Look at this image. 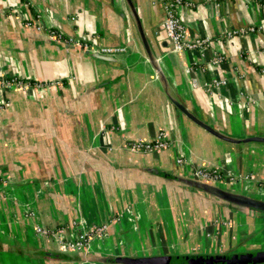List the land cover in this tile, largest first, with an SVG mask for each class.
<instances>
[{"label": "crops", "instance_id": "crops-1", "mask_svg": "<svg viewBox=\"0 0 264 264\" xmlns=\"http://www.w3.org/2000/svg\"><path fill=\"white\" fill-rule=\"evenodd\" d=\"M190 1L178 8L187 36L209 42L177 52L174 65L163 44L162 2L132 0L152 52L163 56L165 84L128 0H0V76L60 80L0 86V264H121L112 259L264 249V212L189 180L193 168H213L224 177L210 183L264 199V141L220 138L170 98L227 135H264V0ZM248 25L260 28L223 35ZM51 27L62 38L88 34L92 51L125 50L99 58L60 43ZM214 53L223 61L213 62ZM189 64L195 70L186 74ZM192 75L197 86L189 82ZM213 78L226 82L206 89ZM159 131L166 148L128 149L130 141ZM102 221L108 223L104 234L85 247L64 257L44 254L62 252L58 234L69 238ZM40 226L49 233H39ZM172 240L174 252L167 248Z\"/></svg>", "mask_w": 264, "mask_h": 264}, {"label": "built area", "instance_id": "built-area-1", "mask_svg": "<svg viewBox=\"0 0 264 264\" xmlns=\"http://www.w3.org/2000/svg\"><path fill=\"white\" fill-rule=\"evenodd\" d=\"M162 2V7L164 10V18L162 20V29L165 32L166 40L168 42V47L166 52L176 51L179 52L181 50L186 49H202L205 47L209 42L208 36H195V37H188L187 36V29L186 25L184 24L180 13H179V6L181 4L191 5L192 1L190 0H160ZM216 1V0H215ZM35 21V20H34ZM29 24V22H28ZM37 30L43 28V25L39 24L35 21L33 24ZM260 26L248 25V26H241L236 28H229L224 31L223 35L225 37H232L234 35L247 33L250 31H255L259 29ZM48 33L57 38V40H62L69 44L80 45L82 47H88L91 37L86 33H79L74 35H68L66 37H61L60 33L56 30L48 28ZM124 46H101L97 51L104 54H114L116 52L124 51ZM224 57L220 53H214L212 57L213 62H221L223 61ZM196 65V64H195ZM195 65L189 64L184 68L186 74L193 73L195 70ZM60 80L55 81H33L29 79H22L18 76L12 75L9 77H2L0 76V86L1 87H27L32 85L34 87H40L45 84L50 83H59ZM189 82L192 86H197L198 81L194 75L190 76ZM226 80L224 78H213L211 81H206L204 86L206 89L211 90L214 87H217ZM5 102L0 101V108L3 106ZM169 145L168 139L165 137V133L163 131H159L158 134L150 140H133L128 143V149L133 152H149L154 150H160L166 148ZM176 162L180 165L184 164L186 161L181 156L176 158ZM192 173L195 177L201 178L204 180H218L223 178L224 176L222 173L217 171L216 169L209 168V167H195L192 170ZM227 178L232 179L230 173H226L225 175ZM264 188V184L262 185ZM107 221H102L98 224L92 225L89 229H84L81 231H77L72 237H65L64 235L58 234V243L59 247L62 251H74L77 249H81L85 247L90 239L95 236H102L107 228ZM36 230L39 233L47 234L49 233L50 229L44 227H37Z\"/></svg>", "mask_w": 264, "mask_h": 264}, {"label": "water", "instance_id": "water-1", "mask_svg": "<svg viewBox=\"0 0 264 264\" xmlns=\"http://www.w3.org/2000/svg\"><path fill=\"white\" fill-rule=\"evenodd\" d=\"M131 9L133 11L138 32L143 44V47L148 55V58L152 63L155 64L157 71L160 73V75L163 77L165 84H167V80L165 78L164 72L162 70V65L160 63V57L162 55H156L152 52V49L150 47V44L148 42V38L145 34L144 28L142 26L140 17L138 16V13L135 10L134 4L132 0H128ZM62 44L66 45H72L73 47L78 48L81 51H84L86 53H89L93 56L103 58V59H113L114 54H104L100 53L97 50L92 51L88 47H82L80 45L75 44H69L62 40L59 41ZM163 44L168 46L167 40L163 41ZM176 51H167L166 56L169 58L172 64H176ZM163 57V56H162ZM185 72V70H183ZM172 102L190 119H192L194 122L202 126L204 129L208 130L212 134L234 142L239 141H250V140H257V141H264V135H248L246 137L236 138L230 135H227L210 124L206 123L199 117H197L195 114H193L189 109L183 105L182 102H180L177 98L174 96L170 97ZM151 171H154L156 173H159L161 175H172L169 172L165 170H160L157 168H148ZM191 182H193L194 185L198 186L199 188L206 190L210 193H213L214 195H217L218 197H222L230 202L242 205L244 207H248L253 210L264 212V199L256 198L247 196L244 194H238L233 193L230 191H226L217 185L210 183L208 180H204L197 177H192L189 179ZM70 251H46L44 254H50V255H58V256H67ZM116 263L121 264H259L261 262H264V249H259L254 252L250 251H237V252H230V253H222V254H158V255H140V256H127V255H116L113 259Z\"/></svg>", "mask_w": 264, "mask_h": 264}, {"label": "rangeland", "instance_id": "rangeland-1", "mask_svg": "<svg viewBox=\"0 0 264 264\" xmlns=\"http://www.w3.org/2000/svg\"><path fill=\"white\" fill-rule=\"evenodd\" d=\"M158 55H160V54H158ZM127 147H128V144H127ZM149 152H151V151H149ZM140 153V152H139ZM144 153H146V152H144ZM96 237V236H95ZM195 246V243L194 242H192V243H190L189 244V249H190V247L191 246ZM178 246H177V244L174 242V240H172V242H169V244H168V250L169 251H172V252H174L175 250H177L176 248H177ZM259 264H264V262H261V263H259Z\"/></svg>", "mask_w": 264, "mask_h": 264}, {"label": "bare ground", "instance_id": "bare-ground-1", "mask_svg": "<svg viewBox=\"0 0 264 264\" xmlns=\"http://www.w3.org/2000/svg\"><path fill=\"white\" fill-rule=\"evenodd\" d=\"M161 59H162V58L160 57V63H161Z\"/></svg>", "mask_w": 264, "mask_h": 264}]
</instances>
